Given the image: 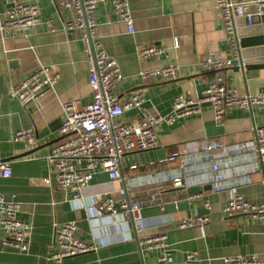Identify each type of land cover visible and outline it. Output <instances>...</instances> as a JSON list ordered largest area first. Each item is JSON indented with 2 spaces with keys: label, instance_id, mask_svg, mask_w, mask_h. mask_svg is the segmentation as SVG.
I'll return each instance as SVG.
<instances>
[{
  "label": "crops",
  "instance_id": "0c3cea01",
  "mask_svg": "<svg viewBox=\"0 0 264 264\" xmlns=\"http://www.w3.org/2000/svg\"><path fill=\"white\" fill-rule=\"evenodd\" d=\"M28 1L39 4L41 16L50 18L54 29L44 21L23 32L0 29V162L8 163L12 170L10 176L0 175V191L7 197L17 196L18 216L30 225L27 252L6 246L0 230V264H224L222 257L235 254L256 255L260 264H264V222L246 214L225 215L223 207L230 191H214L210 183L201 181L211 174V162L195 153L187 163L179 157L160 161L174 152L186 154V144L190 141L215 138L227 146L251 141L253 128L264 125V107H233L226 112L223 123H218L210 104H204L198 112L172 124L163 122L157 127L158 147L127 153L123 157L121 179L112 180L107 173L99 172L83 190L82 200L73 202L57 187L49 155L59 138L63 104L68 100L87 104L93 98L82 32L67 30L66 22L72 13L60 8L55 0ZM128 2L134 20L133 32L127 30L126 23L115 12L113 0L99 4L96 21L101 44L120 66L123 78L118 92L121 96L141 90L148 111L168 115L178 95L193 99L202 95L204 80L212 76L202 65L207 53L214 51L233 58L234 49L222 12L217 0ZM7 8L6 0H0V23L6 19ZM262 27L264 30V23ZM175 40H178L177 47ZM149 45L165 48L168 55L140 58V49ZM170 63L179 68L177 78L142 80V71ZM238 63L235 60L232 67L222 70L226 82L241 93L263 91L264 69L236 71L233 67ZM41 65L50 66L60 74V79L25 107L11 97L10 90L20 78ZM137 116L134 110L125 113V118ZM30 125L36 129L37 144L26 151L14 136ZM252 152L249 147L243 150L238 146L219 156L218 162L227 172L230 167L236 170L231 180L251 179L240 186V191L247 200L258 203L264 200V163L257 159L250 161ZM133 164L136 168L130 167ZM182 167L184 186L171 182L161 186L154 180L164 171ZM44 177L51 178L50 186L44 184ZM123 178L129 196L142 205L143 235L164 234L166 246L141 251L129 215L120 213L115 219L97 215L92 196L100 193L119 199ZM192 194L200 197L188 199ZM204 201L211 204V209ZM194 214L209 215L204 233L197 227L177 228L181 219ZM65 221L76 222L81 238L93 243L95 249L56 262L52 259L55 228ZM166 249L172 255L170 261L161 260ZM192 251L196 252V259L188 260L187 254Z\"/></svg>",
  "mask_w": 264,
  "mask_h": 264
},
{
  "label": "built area",
  "instance_id": "2783aa9c",
  "mask_svg": "<svg viewBox=\"0 0 264 264\" xmlns=\"http://www.w3.org/2000/svg\"><path fill=\"white\" fill-rule=\"evenodd\" d=\"M104 0H55L56 4L72 13L66 22L70 31H81V39L87 56L89 69V85L92 91V101L81 104L77 100H68L63 104L64 116L58 128L56 142L49 158L54 166L56 185L65 191L71 201L80 202L83 190L90 184L93 177L99 172H105L112 180L121 179L123 157L127 153L145 151L159 146L157 127L166 122L174 123L177 119L196 113L200 108L209 103L218 123H223L226 112L239 107L252 109L264 107V90L256 94L241 93L226 82L222 70L234 65L240 60L239 17L247 19L251 25L254 14L264 15V0H217L220 8L228 38L233 46V58L224 57L219 52L211 51L202 61L203 69L211 72L212 76L204 80L202 95L196 99L178 95L173 103V108L168 115H157L147 110L145 98L141 90H135L127 97L118 92L119 83L123 76L117 60L106 52L101 44L96 21V10ZM8 8L4 22L0 29H12L23 32L43 21L50 29H54L50 18L43 19L40 6L37 2L28 0H6ZM248 4L255 6L254 11H245ZM115 12L127 25V30L134 31V20L130 11L128 0H113ZM174 46H178L175 40ZM160 55H168L165 48L157 45L143 47L139 57L146 59ZM179 68L170 63L166 66L144 70L140 73L143 81L171 80L178 77ZM60 79V74L50 66L41 65L29 75L19 79L18 83L10 90L11 97L19 100L25 107L48 89L55 86ZM128 110L138 113L136 118H125ZM14 139L24 145L26 151L32 150L37 144L36 129L30 125L15 133ZM251 149L254 159L264 163V125L253 128V138L249 142L227 146L215 138L190 141L186 144L187 153L174 152L163 157L160 161L166 162L177 157L184 163L194 158V153L201 155L210 163L211 174L202 182L210 183L214 191L227 189L230 198L225 203L223 211L226 216L234 217L239 214L250 215L264 222V200L252 203L240 191V186L249 183L251 179H232L236 170L227 168L218 162V157L231 152L233 148ZM253 149H252V148ZM229 165V162L227 163ZM133 164L130 167L136 168ZM254 168L250 169L253 170ZM12 170L8 163L0 162V175L10 176ZM240 179V180H239ZM161 186L171 182L177 186H184V167L164 171L154 177ZM44 184H52L50 177L42 178ZM124 186L118 190L119 199H114L107 194H94L91 201L95 203L98 216L107 215L115 219L120 213L129 215L133 220L137 233V242L140 250L150 249L163 245L164 234L144 236L145 219L142 214V205L135 202L128 194V187L123 178ZM197 194L188 196V199L199 198ZM204 205L211 209V204L204 201ZM20 202L16 195L7 197L0 191V230L3 232V242L21 252L29 250L30 225L22 221L19 216ZM210 221L208 214H194L181 219L177 228L197 227L202 233ZM55 250L52 259L56 262L64 258L95 249L93 243L81 238L79 227L74 221H65L55 228ZM188 260L196 259V252L187 254ZM161 260L170 261L172 255L169 249L164 250ZM224 264H260L256 255L235 254L222 257ZM202 264H210L203 262Z\"/></svg>",
  "mask_w": 264,
  "mask_h": 264
},
{
  "label": "water",
  "instance_id": "95a60500",
  "mask_svg": "<svg viewBox=\"0 0 264 264\" xmlns=\"http://www.w3.org/2000/svg\"><path fill=\"white\" fill-rule=\"evenodd\" d=\"M249 6L245 7V11H254L255 6L253 4ZM236 22L239 25L237 33L239 36L240 60L233 69L236 71L264 69V30L262 29L264 15H252L251 25H247V19L244 17H239ZM141 234H143V231Z\"/></svg>",
  "mask_w": 264,
  "mask_h": 264
}]
</instances>
